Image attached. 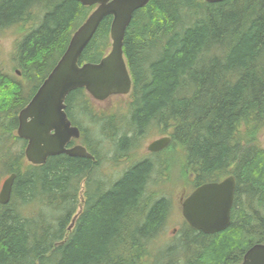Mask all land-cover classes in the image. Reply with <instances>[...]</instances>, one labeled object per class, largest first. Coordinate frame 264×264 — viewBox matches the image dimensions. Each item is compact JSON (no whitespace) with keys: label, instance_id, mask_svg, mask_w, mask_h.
I'll return each mask as SVG.
<instances>
[{"label":"trees","instance_id":"16d2710c","mask_svg":"<svg viewBox=\"0 0 264 264\" xmlns=\"http://www.w3.org/2000/svg\"><path fill=\"white\" fill-rule=\"evenodd\" d=\"M92 10L74 0H0V31L34 22L15 45L14 74L24 82L0 70V166L7 176L16 174L10 202L0 205V264H141L169 215L165 197L146 195L149 162L102 188L93 180L98 163L60 155L29 165L26 142L13 135L17 113ZM111 20L101 22L80 64L98 63L108 53ZM123 55L132 80L126 130L108 126L111 119L98 129L82 89L71 92L67 104L71 97L74 106L81 103L76 117L92 127L85 131L69 115L71 121L84 139L109 141L116 157L148 126H158L170 137L168 148L184 152L182 175L187 181L191 174L192 190L232 176L229 227L204 235L184 222L153 264H241L250 247L264 244V0H150L133 14ZM85 140L96 152V142ZM14 143L21 149L14 152ZM81 183L83 209L74 220ZM32 205L38 211L26 216Z\"/></svg>","mask_w":264,"mask_h":264},{"label":"water","instance_id":"95a60500","mask_svg":"<svg viewBox=\"0 0 264 264\" xmlns=\"http://www.w3.org/2000/svg\"><path fill=\"white\" fill-rule=\"evenodd\" d=\"M84 7H95L69 43L46 79L28 104L19 112L17 136L26 141L24 155L33 165H43L48 158L60 155L93 160L80 145L67 148L80 137L65 112L67 96L84 89L94 100L102 102L112 96H125L131 90V78L123 55V40L133 14L150 0H74ZM217 4L232 0H199ZM111 17L110 51L98 63L80 64L82 52L92 40L101 22ZM264 142V133L262 135ZM170 144L169 137L153 142L148 150L160 152ZM16 174L5 178L0 186V205L10 202ZM235 181L205 183L195 188L181 202V216L193 230L204 235L225 231L231 222ZM70 229V228H69ZM241 264H264V244H255L243 256Z\"/></svg>","mask_w":264,"mask_h":264},{"label":"rangeland","instance_id":"374dc122","mask_svg":"<svg viewBox=\"0 0 264 264\" xmlns=\"http://www.w3.org/2000/svg\"><path fill=\"white\" fill-rule=\"evenodd\" d=\"M34 26V22L30 21L26 24H19L17 26H12L10 28L0 31V70L7 75H15V61H14V51L15 45L21 37ZM110 40V37H109ZM109 51V49H108ZM18 79L24 82L20 74L15 75ZM27 91V90H26ZM86 93V92H85ZM85 98L87 104H85L87 110L90 112L94 111V115L99 117V119L94 120L95 123H98V128H100V123L103 120L111 119L109 123L112 127H118L122 132L126 130V121H127V105L129 103V96H117L111 97L104 102H97L93 100L88 94ZM73 103L76 102V99L72 97ZM78 105H82L81 103ZM81 109V106L78 109ZM93 110V111H92ZM88 112L87 114L90 115ZM18 114V113H17ZM77 114V113H75ZM76 117V116H75ZM79 124L84 128L85 131L90 130L92 124L89 123L85 117H76L75 118ZM101 121V122H100ZM105 125V124H103ZM154 125V124H152ZM106 126V125H105ZM155 126V125H154ZM149 126L147 133L138 140L135 148L131 149L127 156H118L114 157V154L110 153L113 151L112 146L109 141H106L103 146V149H97L100 152L101 156L109 157L107 158L108 162L105 161L104 164L99 165L98 169L94 173L93 180L100 183L102 188L109 187L114 181H116L124 172L128 166V162H134L145 153L146 146L155 138H162L168 136L167 133L160 131L158 126ZM125 128V129H124ZM116 129V128H115ZM87 133V132H86ZM85 133V134H86ZM264 131L262 132V134ZM88 134V133H87ZM262 134L260 141L264 147V142L262 140ZM13 135L16 136V130L13 132ZM121 132H119L118 137H120ZM88 135L85 139H88ZM94 138V137H93ZM99 138V137H98ZM90 139V138H89ZM83 138L81 139V141ZM171 142V141H170ZM11 143V142H10ZM9 143V144H10ZM91 143V142H90ZM15 144V143H14ZM86 144V140L84 143ZM92 145V143H91ZM170 145V144H169ZM168 145V146H169ZM94 148V147H93ZM94 148V149H95ZM21 149L20 145H12V150L16 152ZM105 149L109 153H105ZM164 151V150H163ZM158 152V158L155 159L157 165L154 168V173L150 178L148 186L145 188L146 195H154L156 198L165 197L169 201L170 212L165 221L163 228L151 239L150 242L145 246L146 250L144 252V262L141 264H153V262L164 254L163 252L167 247L173 245L174 241L177 240L181 231L183 230L184 220L181 216V200L185 198L191 191L192 186L190 179H192L191 174H188L189 180H185L182 175V168L185 167V155L182 150L178 148V145H172L170 148H165V151ZM24 161L26 164H29L26 161L24 156ZM31 165V164H29ZM7 177V174L3 171V168L0 166V186L2 181ZM85 183H81L79 186V192L77 194L78 203L75 205L74 212L77 218L78 214L82 211L83 202H84V190ZM36 207L25 209L26 216H33ZM36 209L35 212H37ZM72 228V224H70ZM71 228L69 230H71ZM185 230V229H184ZM158 264H161L158 262Z\"/></svg>","mask_w":264,"mask_h":264},{"label":"flooded vegetation","instance_id":"af4514ba","mask_svg":"<svg viewBox=\"0 0 264 264\" xmlns=\"http://www.w3.org/2000/svg\"><path fill=\"white\" fill-rule=\"evenodd\" d=\"M112 97H117V96H112ZM111 98V97H110ZM109 99V98H108ZM97 102H99V101H97ZM102 102H104V101H102ZM65 106H66V108H65V111H66V114H67V116H68V118H69V120H71V118L69 117V115H71L73 118H76L75 116H76V114H75V111H76V109L74 108V107H76L77 106V109H78V107H79V105L78 104H76V106H74L73 105V100H72V97H71V99H70V104L68 105L67 104V98H66V101H65ZM68 109H69V112H68ZM80 109V108H79ZM93 111V110H92ZM95 113H94V111L93 112H91V118H92V120L94 121V120H96V119H99V117H97V116H95L94 115ZM127 122H128V119H129V111H128V105H127ZM71 123H72V126H75V127H77L79 130H80V138L79 139H77V140H71L70 141V143L68 144V146H67V148H71V147H73V146H76V145H80V146H82V147H84L85 149H86V151L93 157V160H90V159H88V160H90L91 162H93V163H98V165L96 166V170L98 169V167H99V165H101V164H104V162L105 161H107L108 162V160H107V158H109V157H105L104 156V154H103V156H101V154H99L100 152L97 150V149H103L104 148V146H103V144H101V143H99V138H97V137H95V138H93L94 140V142H92V140L91 139H87V142L88 143H93V145H95V142H96V144H97V146H98V148L96 149L95 148V151L96 152H91L89 149H88V147L86 146V144H83L84 143V138L82 137V130L77 126V125H75V124H73V122L71 121ZM151 126H154V125H151ZM155 127V126H154ZM157 127V126H156ZM114 128H118V127H114ZM99 129V128H98ZM148 129H149V126H148V128L147 129H145L140 135H138L135 139H134V142H132L131 144H129L128 143V145H127V147L125 148L126 150H125V153H124V155H122V156H127V155H129L128 153L131 151V149L133 148H135V146L137 145V143H138V140H140L146 133H147V131H148ZM128 138H130L131 137V135L130 136H127ZM83 138V140L81 141V139ZM158 140V138H155V139H153L147 146H146V148H145V153L143 154V156L142 157H140L139 159H137L136 161H134V162H128V166L126 167V169L127 168H130L131 166H134L135 164H138V163H142V162H149L150 164H151V176H152V174L154 173V168H153V166H156L157 165V163H156V161H155V159H157L158 158V152H151V151H149L148 150V148H149V146L153 143V142H155V141H157ZM90 143V144H91ZM101 145V146H100ZM105 153H109L108 152V150H106L105 149ZM110 153H112V154H114V157H115V153H114V149H113V151L112 152H110ZM99 156V157H98ZM86 159V158H85ZM153 168V169H152ZM151 176L149 177V180H148V184H149V182H150V178H151ZM184 199V198H183ZM182 199V200H183ZM181 200V201H182Z\"/></svg>","mask_w":264,"mask_h":264},{"label":"bare ground","instance_id":"6f19581e","mask_svg":"<svg viewBox=\"0 0 264 264\" xmlns=\"http://www.w3.org/2000/svg\"><path fill=\"white\" fill-rule=\"evenodd\" d=\"M28 104V103H27Z\"/></svg>","mask_w":264,"mask_h":264}]
</instances>
